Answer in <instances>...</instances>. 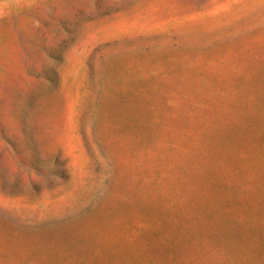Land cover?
Returning a JSON list of instances; mask_svg holds the SVG:
<instances>
[{"label": "rangeland", "instance_id": "rangeland-1", "mask_svg": "<svg viewBox=\"0 0 264 264\" xmlns=\"http://www.w3.org/2000/svg\"><path fill=\"white\" fill-rule=\"evenodd\" d=\"M0 264H264V0H0Z\"/></svg>", "mask_w": 264, "mask_h": 264}]
</instances>
